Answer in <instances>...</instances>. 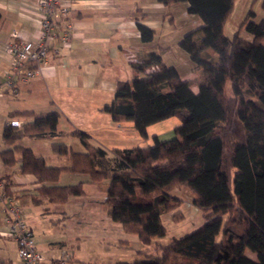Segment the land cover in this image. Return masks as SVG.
<instances>
[{"label":"trees","instance_id":"16d2710c","mask_svg":"<svg viewBox=\"0 0 264 264\" xmlns=\"http://www.w3.org/2000/svg\"><path fill=\"white\" fill-rule=\"evenodd\" d=\"M156 2L164 7L186 3V13L201 21L178 47L195 66L206 69L205 82L192 93L174 68L163 66L160 56L152 54L133 69L137 76L115 81L113 101L102 112L115 123H132L142 139L150 125L175 118L179 124L174 136L113 151L110 159L84 132H58V112H16V117L32 120L2 127L1 142L7 148L0 151V163L8 168L18 164L21 175L34 178L39 185L36 203L45 199L64 204L82 195L81 183L56 185L62 172L85 175L94 184L107 181L104 203L110 219L144 247L140 259L125 264H264V18L249 20V9L227 37L223 26L233 0ZM260 7L264 12V0ZM136 27L140 41L150 44L154 32L138 19ZM242 28L250 39L240 35ZM63 135L76 138L85 150L75 153L53 144L54 154L67 157V168L48 167L43 157L15 145L23 138ZM175 188L192 193L191 205L201 212L203 223L161 245L157 240L166 235L162 215L170 213L174 222L182 218L175 212L181 201L171 195ZM245 250L255 254L256 261L245 256Z\"/></svg>","mask_w":264,"mask_h":264},{"label":"crops","instance_id":"0c3cea01","mask_svg":"<svg viewBox=\"0 0 264 264\" xmlns=\"http://www.w3.org/2000/svg\"><path fill=\"white\" fill-rule=\"evenodd\" d=\"M61 1L70 4L65 19L72 26L70 42L66 47L54 43L41 76L16 83L14 92L5 90L1 93L0 151L7 148L1 142L4 125L13 122L22 125L32 120V117H16L13 115L16 112H58V132H84L89 143L104 150L110 159L113 151L150 146L154 140L172 138L173 130L179 124L175 118L150 125L146 129V138L142 139L132 123H115L102 109L113 101L115 81H128L137 76L133 69L149 61L152 54L160 56L163 66L174 68L196 94L205 82L207 71L195 66L178 43L184 35L202 25L199 18L186 13V3L164 7L156 0ZM262 1L233 0L232 11L223 26L224 35L231 37L249 9L253 14L249 20L257 22L264 18L260 7ZM238 4L241 11L235 16ZM40 15L35 0H0V84L10 64L4 48L10 41V34L16 32L22 38L36 39ZM136 19L154 32L150 44L140 41ZM240 35L250 39L243 28ZM206 53L212 55L211 51ZM53 144H64L75 153L85 152L79 141L68 135L45 140L23 138L15 145L43 157L48 167L67 168V157L54 154ZM14 157L19 159L17 154ZM78 183L82 184L81 196L69 197L64 204H51L45 199L36 203L34 198L39 185L34 178L21 175L18 164L8 168L0 163V192L23 210L36 249L43 255L45 264H53L62 256L66 258L65 264H125L140 259L138 253L144 247L137 237L125 233L120 224L110 219L109 207L104 203L107 181L94 184L85 175L62 172L56 185ZM195 211L196 217L202 216L200 211ZM167 215L170 218L171 214ZM5 217L0 207V233L5 231ZM196 221L194 229L203 223V218ZM162 224L167 231L164 239H178L194 230L177 236L179 229L176 230V226L170 231L164 222ZM0 264H20L14 242L1 234Z\"/></svg>","mask_w":264,"mask_h":264},{"label":"built area","instance_id":"2783aa9c","mask_svg":"<svg viewBox=\"0 0 264 264\" xmlns=\"http://www.w3.org/2000/svg\"><path fill=\"white\" fill-rule=\"evenodd\" d=\"M40 11L39 32L34 40L10 34V41L4 46L10 64L0 84V95L5 90L15 91L16 83H25L41 76L47 64L48 53L55 42L60 47L68 46L72 26L65 21L70 4L61 0H35ZM20 127L19 122L14 123ZM0 207L4 210L5 231L0 234L14 242L20 264H45L43 255L36 249L32 230L26 224L23 210L0 192ZM66 258L55 260L53 264H65Z\"/></svg>","mask_w":264,"mask_h":264},{"label":"rangeland","instance_id":"374dc122","mask_svg":"<svg viewBox=\"0 0 264 264\" xmlns=\"http://www.w3.org/2000/svg\"><path fill=\"white\" fill-rule=\"evenodd\" d=\"M255 7L258 8L257 4H255ZM255 7L254 8L252 7V8L255 9ZM255 10L257 13H259L258 9H255ZM240 11H241L240 4H238L236 11H235L236 12L235 16L239 15L238 13ZM197 78L200 80L202 78V76L199 74ZM171 195L176 197L177 199H179L181 201V204L177 207L175 212L179 213L182 218H181V220L174 222L171 220V218H169V215L163 214L161 220H162V222L165 223V225L168 229L170 228V231L174 230V227L176 226L177 227L176 230L179 229V233L176 234L177 236L184 235L197 226V224H194V221H196V220L198 221V219L202 220V216L199 215L198 217H196V213H197V211H195L196 208L194 209V207L191 205L193 195L187 189L175 188L171 191ZM168 214H170V213H168ZM195 218H198V219L195 220ZM192 227H194V228H192ZM168 238L169 237H166V239H164V238L158 239L157 242H159V244H161V245H167L169 243ZM170 239H172V238H170ZM244 255L247 256L248 258L256 261L255 254L251 253L249 250H245ZM9 257L10 258L13 257L12 252L9 253Z\"/></svg>","mask_w":264,"mask_h":264}]
</instances>
